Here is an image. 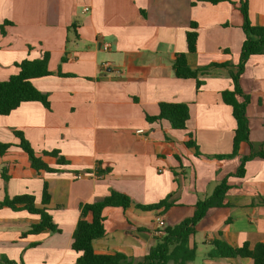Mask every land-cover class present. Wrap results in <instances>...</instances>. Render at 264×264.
I'll return each mask as SVG.
<instances>
[{
	"label": "crops",
	"instance_id": "crops-1",
	"mask_svg": "<svg viewBox=\"0 0 264 264\" xmlns=\"http://www.w3.org/2000/svg\"><path fill=\"white\" fill-rule=\"evenodd\" d=\"M230 1L0 0V81L17 73V63L46 52L53 73L32 80L48 95L50 108L26 102L0 115V141L13 144L0 155V200L33 194L43 207L47 182V208L61 229L23 237L38 217L1 208L0 257L17 264H77L72 237L81 204L101 201L111 190L142 205L170 196L174 206L164 214L134 205L104 210L106 234L94 242L95 251L141 261L158 236L157 218L166 226L191 218L196 203L235 173L243 156L264 153L263 51L248 59L241 76L250 97V144L243 143L236 157L212 158L232 152L236 128L222 92L232 88L229 70L240 61L245 33L241 0ZM249 16L253 25L264 26V0H249ZM191 22L198 24V41L196 52L187 53L189 66L229 64L204 73L199 90L196 80L178 79L173 70L177 54L187 52ZM163 102L189 106L187 129L148 121ZM14 131L22 132L38 154L59 150L70 165L55 174L36 171ZM190 134L198 150L186 145ZM44 160L57 166L53 157ZM3 168H8V181ZM106 168L109 174H96ZM245 168L243 177H229L225 205L210 209L196 226L192 264H253L250 258L207 257L214 240L234 247L264 243V157L256 155Z\"/></svg>",
	"mask_w": 264,
	"mask_h": 264
},
{
	"label": "trees",
	"instance_id": "trees-1",
	"mask_svg": "<svg viewBox=\"0 0 264 264\" xmlns=\"http://www.w3.org/2000/svg\"><path fill=\"white\" fill-rule=\"evenodd\" d=\"M231 2L230 0H196V3L207 2L218 4L221 2ZM240 11L243 15L242 29L245 33L240 61L236 70L230 69L232 79V88L222 92V100L225 104L232 107L233 117L236 120V128L233 138V149L230 154L213 156L219 160L233 158L239 155L240 147L243 143L250 144V125L247 116V107L250 103V97L241 87V76L244 72L248 59L253 55L262 54L264 51V26L253 25L249 16V0L240 1ZM5 24H11L5 22ZM198 24L190 23V29L187 31V52L178 53L173 64L174 74L178 79L196 80L197 90L204 82L200 77L207 73L211 68L228 67L229 64H212L204 68L193 69L188 64L187 53H195L198 41ZM2 34H5V28L1 27ZM50 54L44 53L38 59H24L17 63V73L10 76L6 81H0V115L6 116L19 108L26 102H40L46 108H50L48 95L38 90L32 80L52 75L49 69ZM61 76H71L58 72ZM150 122L167 121L173 129H187V122L190 119V109L185 103H166L160 104V113L156 116H147ZM15 136L19 139L20 147L29 157L33 169L36 171H45L49 174H55L62 171V167L70 165L59 150L43 151L41 154L35 152L30 143L26 140L23 133L14 131ZM188 147L198 150L196 140L193 134L186 141ZM13 146L11 143L0 141V155H4ZM197 155L201 153L197 151ZM256 155L264 157V153H252L241 158V164L237 171L225 178L216 186L212 194L204 199H200L195 205V211L191 218H188L175 226H166L162 236H156L155 244L152 246L148 255L141 261L136 262L133 258L123 253L100 254L94 249V242L105 236L106 230L104 222V210L109 207H118L128 209L134 205L142 211H161L166 213L174 202L170 201V196L153 204H138L130 196L111 190L110 193L101 201L84 203L80 205V218L72 237V249L79 254L77 264H192L196 259V248H190V239L196 233V226L207 215L212 208L223 207L228 191L232 188L229 177H243L246 172V163ZM49 156L56 159V167L50 166L45 162L44 157ZM8 168L2 169L3 178L8 181L10 175ZM110 168L104 170L97 169V175L109 174ZM51 201L48 183L45 182L42 191L43 207L36 205V197L33 194H21L12 198L6 196L0 200V209L8 207L14 211L26 210L29 214L38 217V223L33 224L29 230L22 234L23 237L28 235L41 234L44 232L59 233L61 229L55 223L52 215L47 208ZM147 230L146 228H140ZM213 249L207 254L208 258H250L253 264H264V243L251 245L244 243L242 246L234 247L224 240H214ZM1 264H17L5 256L0 257Z\"/></svg>",
	"mask_w": 264,
	"mask_h": 264
},
{
	"label": "built area",
	"instance_id": "built-area-1",
	"mask_svg": "<svg viewBox=\"0 0 264 264\" xmlns=\"http://www.w3.org/2000/svg\"><path fill=\"white\" fill-rule=\"evenodd\" d=\"M89 10V8L88 7H86L85 9H84V11H88ZM109 49V46L108 45H106L105 46V50H108ZM139 133L140 132H142V130H139L138 131ZM157 231H156V234L158 235V236H162L163 234H164V230H165V228H166V224H165V221H164V219L162 218V217H159V218H157Z\"/></svg>",
	"mask_w": 264,
	"mask_h": 264
}]
</instances>
